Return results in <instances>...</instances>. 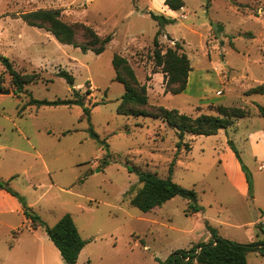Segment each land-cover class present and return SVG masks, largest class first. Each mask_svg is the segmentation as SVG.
I'll return each instance as SVG.
<instances>
[{
    "label": "rangeland",
    "instance_id": "obj_1",
    "mask_svg": "<svg viewBox=\"0 0 264 264\" xmlns=\"http://www.w3.org/2000/svg\"><path fill=\"white\" fill-rule=\"evenodd\" d=\"M149 1L0 0V55L38 78L15 90L0 62V182L18 194L0 195V264H65L43 226L30 231L24 203L49 226L71 215L87 241L76 264H160L176 249L208 241L206 222L240 243L264 228V94H244L264 83V0H183L186 18L176 10V19L152 11L166 22L150 16ZM40 7L58 8L64 21L84 22L112 40L100 54L49 42L47 31L19 17ZM157 31L163 49L180 43L192 82L178 94L151 90L149 102L191 117L215 115L218 104L248 114L217 134L185 133L180 141L159 118L117 113L124 87L114 79L112 56L125 55L142 81L157 69L150 57ZM32 98L71 102L29 104ZM134 168L193 188L199 210L181 196L147 212L132 206L141 187ZM247 261L264 264V257L249 252Z\"/></svg>",
    "mask_w": 264,
    "mask_h": 264
},
{
    "label": "trees",
    "instance_id": "obj_2",
    "mask_svg": "<svg viewBox=\"0 0 264 264\" xmlns=\"http://www.w3.org/2000/svg\"><path fill=\"white\" fill-rule=\"evenodd\" d=\"M164 4L171 10H179L184 6V1L164 0ZM148 13L159 22L170 20L152 11H148ZM19 17L30 26L50 32L59 43L72 45L83 52L92 51L95 54H100L112 40V34L101 36L91 25L84 22L69 23L64 21L58 8H38L21 12ZM159 34L160 31H157L153 38V49L150 57L154 66L164 73V92L181 93L187 85L188 73L191 70L189 57L182 51V47L177 41L173 46H167L163 49L158 40ZM0 62L4 66V72L10 75L11 84L15 90L21 91L26 84L38 79L34 73L28 74L17 71L13 67L12 61L6 56L0 55ZM111 62L115 71L114 79L124 87V93L116 108L117 113L159 118L178 131L180 141L185 133L217 134L220 129L230 126L235 119L245 117L248 114L247 110L242 107L218 104L215 107L217 112L215 115L202 113L196 117H191L176 108L152 104L148 99L146 84L137 79L129 59L115 53ZM57 75L64 77L68 82H73V76L64 69H60ZM2 81L0 75V92L3 90ZM244 94H264V83L249 88ZM70 102V100L64 99L50 101L32 98L28 103L59 105ZM258 111L264 116L263 106L258 105ZM90 135L99 143L107 146L105 140H100L92 129H90ZM180 141L177 143L178 145H180ZM131 170L137 174L141 187L130 198V204L140 211H150L175 196L191 200L189 208L193 213L199 210L196 205L197 193L193 188L183 187L175 182L170 175L161 177L149 170L136 168ZM0 187L18 197L17 192L3 182H0ZM23 213L27 219L31 220V227L34 228L37 225L44 227L45 233L58 249L65 264H76L78 255L87 241L81 237L69 213L60 217L52 226L46 225L39 219L38 214L25 203ZM206 227L211 233L208 241L198 242L189 249H176L165 260L160 261V264H192L193 262L197 264H248L247 255L249 252H257L264 257V228L261 226L260 233L256 234V238L249 243H240L220 236L208 222H206Z\"/></svg>",
    "mask_w": 264,
    "mask_h": 264
},
{
    "label": "crops",
    "instance_id": "obj_3",
    "mask_svg": "<svg viewBox=\"0 0 264 264\" xmlns=\"http://www.w3.org/2000/svg\"><path fill=\"white\" fill-rule=\"evenodd\" d=\"M40 8H45V7H40ZM38 9V8H37ZM146 9L148 10V11H154V12H161L162 14H165V15H169L170 17H174L175 19L176 18H178L179 17V14L180 13H182V11H184V6L181 8V9H179L178 11H180V13L179 14H175L174 15V13H176V10H171V9H169L168 7H167V5H165L164 4V0H150L147 4H146ZM34 10V9H33ZM30 11V10H29ZM38 28V27H37ZM40 29H42V28H40ZM46 31V30H45ZM99 34V33H98ZM47 35H48V37H47ZM45 38L49 41V42H51V41H53L56 45H58V46H63L64 44H62V43H59L54 37H53V35L50 33V32H46V36H45ZM161 41H163V40H161L160 39V35H159V42H161ZM176 42V41H175ZM133 47V46H132ZM123 56H125V55H123ZM191 64V63H190ZM134 70H135V73H136V69L134 68ZM146 72H147V74L146 73H143V80L142 81H140L139 79H138V77H137V79L141 82V83H146V86H147V91H148V94L150 93V91L152 90V91H155V92H153L154 93V95H159V92L158 91H163V93L164 94H166L165 92H164V73L159 69V68H157L156 70H154V71H151L150 70V72H149V69H147L146 70ZM146 75H148V77H149V79L145 82V76ZM136 76H137V73H136ZM191 78H192V76H191V70L189 71V73H188V79H187V85H186V87H185V89H184V91H186L187 89H188V87H189V85L191 84ZM78 86H80V85H76V87L78 88ZM183 91V92H184ZM217 91H219V89L218 90H216L215 91V95H222V93H219V94H217ZM171 94V93H170ZM150 95L151 94H149L148 95V99H149V97H150ZM151 103V102H150ZM152 104H154V103H152ZM208 104H210V103H204V105H208ZM197 107H202V106H197ZM233 154V153H232ZM233 156V155H232ZM264 168V162L262 161L261 162V164L258 166V169L260 170V169H263ZM0 195L1 196H3V197H5V198H7V199H12L13 198V196L10 194V193H8L7 191H5L4 189H2V188H0ZM30 231H34L33 230V228L31 227V225H30ZM83 249V248H82ZM81 249V250H82ZM58 250V249H57ZM81 252V251H80ZM80 254V253H79ZM79 256V255H78Z\"/></svg>",
    "mask_w": 264,
    "mask_h": 264
},
{
    "label": "water",
    "instance_id": "obj_4",
    "mask_svg": "<svg viewBox=\"0 0 264 264\" xmlns=\"http://www.w3.org/2000/svg\"><path fill=\"white\" fill-rule=\"evenodd\" d=\"M213 29L216 30L217 29V26L216 25H213ZM71 86H73V84H71Z\"/></svg>",
    "mask_w": 264,
    "mask_h": 264
},
{
    "label": "built area",
    "instance_id": "obj_5",
    "mask_svg": "<svg viewBox=\"0 0 264 264\" xmlns=\"http://www.w3.org/2000/svg\"><path fill=\"white\" fill-rule=\"evenodd\" d=\"M181 16H182L183 18H186V14H182V13H181Z\"/></svg>",
    "mask_w": 264,
    "mask_h": 264
}]
</instances>
